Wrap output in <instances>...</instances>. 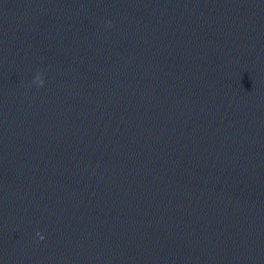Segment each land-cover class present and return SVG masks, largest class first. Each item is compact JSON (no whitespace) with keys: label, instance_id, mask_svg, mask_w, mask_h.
Here are the masks:
<instances>
[{"label":"clouds","instance_id":"1","mask_svg":"<svg viewBox=\"0 0 264 264\" xmlns=\"http://www.w3.org/2000/svg\"><path fill=\"white\" fill-rule=\"evenodd\" d=\"M37 235L39 236V238H40L41 240H43V239H44V236H43V235H41L40 233H37Z\"/></svg>","mask_w":264,"mask_h":264}]
</instances>
